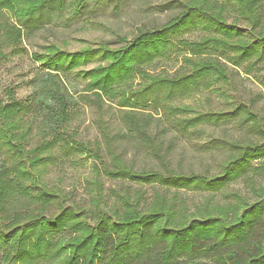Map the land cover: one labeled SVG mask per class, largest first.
<instances>
[{"label": "trees", "instance_id": "obj_1", "mask_svg": "<svg viewBox=\"0 0 264 264\" xmlns=\"http://www.w3.org/2000/svg\"><path fill=\"white\" fill-rule=\"evenodd\" d=\"M87 1L0 0V62L22 52L25 29L62 8L83 9ZM164 8L177 12L131 40L120 39L119 47L101 43L70 53L46 46L31 55L41 70L37 92L18 100L7 89L8 101L0 99V264H264V115L253 101L239 99L218 111L176 104L202 92L224 97L228 66L253 74L264 87V0H170ZM192 35L196 39H187ZM178 57L175 72L152 71ZM62 77L82 82L77 98ZM105 104L117 109L120 136L156 166H128L102 122L97 126L109 162L99 145L77 139L80 106L101 116ZM228 126L246 136L191 145L211 156L227 153L212 174L174 169L172 141L163 149L159 140L162 131L190 142L205 127ZM89 158L82 176L86 198L49 182L53 171ZM103 178L136 187L105 195ZM238 183L252 197L231 188ZM185 192L208 195L191 208Z\"/></svg>", "mask_w": 264, "mask_h": 264}, {"label": "rangeland", "instance_id": "obj_2", "mask_svg": "<svg viewBox=\"0 0 264 264\" xmlns=\"http://www.w3.org/2000/svg\"><path fill=\"white\" fill-rule=\"evenodd\" d=\"M170 0H88L85 7L78 11H73V7L62 8L51 13L49 21L43 22L41 26L33 30H24V37L21 43L22 52H11L6 61L0 62V99L7 102L6 90L14 91L15 99H25L38 90V75L41 70L39 64L31 58L32 54L44 53V48L48 45H55L58 49L66 52H76L86 47L97 48L101 43L111 47H119L122 44L120 39L131 40L139 30L157 27L176 14V9H166L164 5ZM84 5V4H83ZM187 39H196L195 35L188 36ZM5 53L11 51L5 50ZM10 53V52H9ZM180 57L177 61L162 62L152 69L158 73L161 70L168 73L175 72L180 66ZM89 65L84 69H90ZM264 69V68H263ZM230 75V85L224 87L225 96H219L215 92H202L190 99L177 101V105L197 106L200 110H227L237 99L249 104L253 101V109L264 115V87L252 75H246L241 69H234L228 66ZM264 74V70L262 71ZM68 91L77 98L82 89V82L69 80L62 77ZM42 98L41 96H37ZM156 113V112H155ZM162 114H152L158 119ZM76 122L77 139L82 143L99 145L100 152L104 160L109 162L106 145L100 136L97 123H103L107 132L112 136L111 143L117 153H121L123 161L134 170L139 171L156 166L157 161L150 157L142 149H136L134 142L123 138L122 127L117 121V109L114 106L105 104L101 107V116L96 108L91 106H80L78 122ZM204 135L198 140L186 141L175 136L173 132L162 131L159 133V140H163V149L172 141L170 152L171 166L180 169L185 173L193 172L201 174L217 172V164L222 161L226 154L211 156L203 153L196 147L191 146L196 142L203 143L209 137L234 140L246 136V132L235 127L204 128ZM152 133H155L153 124ZM93 161L89 158L87 162L71 168L64 166L62 171L55 170L49 177V182L58 185L65 191L75 190L76 199L86 198L87 195L82 190V176L87 174L88 166ZM261 179V178H260ZM104 194L108 195L110 190H119L123 186H132L127 182L111 181L103 178ZM264 186V178L261 179ZM231 188L247 197L252 194L242 183L232 184ZM148 192L151 189L147 188ZM207 193L185 192L184 197L189 207L199 206L204 203Z\"/></svg>", "mask_w": 264, "mask_h": 264}]
</instances>
